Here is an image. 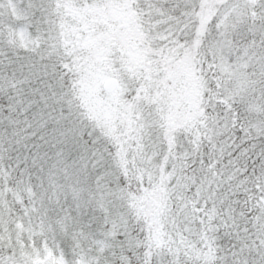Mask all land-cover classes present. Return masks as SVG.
Instances as JSON below:
<instances>
[{"label":"snow or ice","instance_id":"1","mask_svg":"<svg viewBox=\"0 0 264 264\" xmlns=\"http://www.w3.org/2000/svg\"><path fill=\"white\" fill-rule=\"evenodd\" d=\"M0 264H264V0H0Z\"/></svg>","mask_w":264,"mask_h":264}]
</instances>
